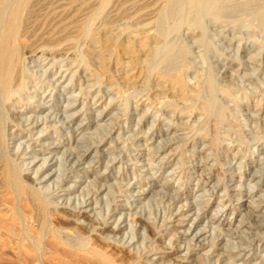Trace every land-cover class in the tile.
I'll return each instance as SVG.
<instances>
[{"label":"rangeland","instance_id":"374dc122","mask_svg":"<svg viewBox=\"0 0 264 264\" xmlns=\"http://www.w3.org/2000/svg\"><path fill=\"white\" fill-rule=\"evenodd\" d=\"M67 1L54 0L51 8L55 6L60 10L62 6L65 10L63 16H66V21L71 19L73 23L75 22L74 24L85 18V21H88L85 22L87 30H93L96 33L102 31L104 23H110L114 19L116 21L113 22L116 26L114 27L115 34L121 41L127 40L126 34L121 33L124 32V29L135 31L139 27V25L136 27L138 22L142 21V19L136 21L129 18L133 13L136 14L134 8L118 13L119 11L113 7L112 3L111 8L109 7L106 11L98 14L94 8L97 7V4L94 6L91 3H94V0H69L68 3ZM129 1L132 3L134 0ZM157 1L151 0L150 4ZM225 1L223 8L219 11L223 12L215 15V13L212 14L209 7L205 6L199 9L190 4L188 0H178L175 14L181 20L180 25L177 28L173 27V18L169 19L171 22L168 20L166 22V25L170 26L167 39L172 41L173 47L164 51V54L155 57L154 61L151 60L147 69H144L142 73L136 66H132L135 69L117 66L113 62L114 60H111L104 70L98 64L97 55L92 54L89 47L90 41L86 40V35L84 40L82 38L84 34L77 33L76 27H73L69 34L70 36L79 34L78 38L75 37L74 42L70 43L64 38L59 41L60 44L63 43L59 47L65 44L66 50L68 49L67 55H71V58L67 55L58 56L53 65L48 62L50 66L44 67L47 62L39 58L44 50V52L50 53L48 48L42 47L45 45H41L45 44L44 41H47L48 37H42L43 39L39 40L38 36H33L35 38L31 37L29 40L32 44L34 43L33 47L37 48L39 53L32 56L33 61L29 60L26 63L24 75L27 78V84H70L63 87L64 89L59 88L53 97H50V93L45 94V100L49 103L42 104V107L36 99H34L35 101L29 100V105L38 109L41 114L48 112L49 106L52 110L63 114L67 95H71L72 92V84L77 85L75 93L79 91V88L86 87L82 98L90 100V103L88 100L87 107L82 111L80 104H73L66 110V114L75 113L70 117L73 127L80 124V127L83 128L82 132L89 136L87 140L76 142L77 134L73 133L75 136L71 142L75 151H73V160L82 157L79 159L82 172L74 174L73 181L77 187L72 189V195L79 194L86 181H91L98 175L106 187L113 185L117 178L123 177L132 180L134 177L138 182L137 186L150 188L139 200L138 207L146 204L144 214L147 217L150 216L152 220L155 219V223L149 228V235H145V239L144 234L139 230L129 232L127 236V239L132 237L135 244L139 243V253L103 240L96 230H92L93 226L89 229L83 225L70 223V220L62 212L57 214L50 209L47 216L46 213L43 215L48 218V221L50 220L47 221L50 226L54 223L55 227L66 230L71 236L83 241L87 240L89 249L95 248L110 257L111 262L108 264H174V257H178L180 253L184 255L185 264H264V21L256 16L253 17L254 12L252 11L260 4L263 5L264 1L260 0L261 3L256 0L258 4L255 0H235L233 3L229 0ZM237 2L239 7L236 5ZM150 4H147L148 7L145 6V8L152 7ZM78 5L81 7L79 8ZM230 5L232 7H229ZM234 5L236 7H233ZM247 6H250V9ZM42 11L35 12L34 19L42 17L43 15L37 16V14H42ZM250 12L251 14H249ZM143 17V21L150 20L149 15ZM145 18L147 20H144ZM150 25V27H154L155 24L151 23ZM181 57L182 59H180ZM176 62L179 65H176ZM177 68L183 69L187 74H185V78L191 87L199 86L200 95L193 101L191 100V103L190 100L186 103L177 90L175 93L170 86L164 82L161 83L158 79L160 71H173ZM68 69L73 71L69 72L66 78L57 74L59 70L65 72ZM58 78L59 80L56 82ZM33 89L31 87V90ZM86 91L87 93L84 94ZM96 93L99 98H102V103H94L93 96ZM59 97H65V99L61 100ZM139 98H144V103H141L142 101L139 103ZM150 99L151 101H148ZM100 113L102 115L98 117ZM10 116H14V119L9 120V129L12 128L16 131L14 136L8 135L9 141H12L11 144H15V141L18 143L20 140L28 141V133L18 130V126L23 124L19 119L21 116L18 112H11ZM1 125H4L3 121ZM1 128L3 127L1 126ZM69 129L66 126L65 131H59L57 127V133L52 131L54 138L57 139L56 144L52 147L43 146L41 142L37 143V146H33L34 152L49 156L53 151L58 157H61L60 151L70 146L69 136L66 135L68 134L66 132H70ZM0 132L2 139L3 129H0ZM100 138L102 139L98 145L97 141ZM126 139V143L123 144ZM76 143L77 149L74 146ZM89 144H93L92 147L90 145V150L86 149ZM255 144L258 145L257 148ZM164 146H167L164 151L166 157L159 162L157 160L158 164L155 162L154 169L145 171L141 168V163L134 164L133 161H126L128 155L136 154L134 149L141 151L142 158L143 156L148 158L151 153L157 152L158 147ZM46 147L49 149L44 150L43 148ZM97 148L98 152L96 153ZM1 156L0 173H3L2 168L5 160ZM114 156L118 159L105 171L106 164L108 165L109 159ZM235 159L237 161H234ZM62 161L64 162L63 159ZM65 164L60 166L61 169H64ZM84 169L86 170L84 171ZM88 169L89 171H87ZM171 170L176 171L174 178L169 175ZM152 174L154 176L150 178ZM253 174L257 179L251 182L249 180ZM3 180L4 174H0V264H107L102 263L96 256L88 252V248L80 249L61 244L55 248L47 245L42 248L36 246L31 240V236H36L38 233L36 225L33 227L35 228L34 232L32 230L30 232L31 236L27 235L25 238L23 225L20 224L19 218L13 220V216L19 209H22L20 212L27 215H31L33 210H29L28 201L18 198L15 191L9 186L6 187ZM197 186H204L205 194L208 195L195 197ZM107 190L108 188L103 192V195ZM111 191L109 193L112 196L109 197H113V200L117 199L116 204L121 202L124 205L126 193H121L124 195L122 196L117 189L112 188ZM12 193L14 194L12 195ZM131 199L133 198L131 197ZM224 203H228V205L224 206ZM219 209L222 214L221 218L220 214H217L216 217L214 213ZM176 211L180 213H176ZM195 214L198 215V219L194 220V223L197 224L195 232L200 231L203 235L196 238L193 237V234H189L184 237L182 234L188 230L190 223H193ZM46 217L45 219H47ZM180 217L182 218L180 219ZM199 219L200 221H198ZM162 220L165 222L162 223ZM212 220H217V222H212ZM51 221L52 223H50ZM180 221L182 223H178ZM175 236L179 240L174 238ZM181 246L183 249L179 250L178 247ZM169 249L172 251L167 253L166 250ZM38 251H42L45 256L39 257ZM153 256L156 258L153 259Z\"/></svg>","mask_w":264,"mask_h":264},{"label":"bare ground","instance_id":"6f19581e","mask_svg":"<svg viewBox=\"0 0 264 264\" xmlns=\"http://www.w3.org/2000/svg\"><path fill=\"white\" fill-rule=\"evenodd\" d=\"M53 1L54 0H0V129H3V137H2L3 141L0 138V155H2L4 157V160H5L4 166L2 165L3 166V168H2L3 173H0V174H4L3 183L6 185V187L7 186L11 187L13 189V191H15L14 193H16L17 197L21 198L22 201H23V199L28 201L27 205H28V207L30 206L29 210H33L32 214L30 212L31 215H27L25 213L20 212V211H22V209L21 210L19 209V211L15 209L16 213H14L13 220H16V218L17 219L19 218L20 224L23 225L22 228L24 229L25 234H26L25 238L27 237V235L31 236V233H30L31 230L34 232V230L36 228L38 233H36V236L32 235L31 240H32V243L38 247L42 248L43 246L47 245L48 247H54L55 248V246H60V244H61V245H67L70 247H75V248H80V249H87L88 245H89V242L87 240L83 241L81 239H77L74 236H71V234H69L66 230L59 228V227H55L56 225H53L54 223L52 224L53 226L49 225L48 222L50 220L48 221V218L46 216H47L48 212L50 211V209H52L57 214H59L60 212L65 214L67 216V218L70 220L69 222L72 224L74 223L76 225H83L84 227H87L89 229L93 226L94 228H92V230L93 229L96 230V233L103 240L111 242L112 244L116 243L117 245L127 247V249L129 248V250L132 252L139 253V251H140V250L138 251L139 243L135 244L133 238L129 236L130 239H127V236L129 234V232H134V231L139 230L142 232V234H144V239H145L146 238L145 235L148 234L149 228H151L152 227L151 225H153L155 223L154 222L155 219L152 220L150 218V216L147 217L144 214L146 206H147L146 204L145 205L142 204L141 206L138 207L139 200L141 199V197L143 195H145V192L147 191V189L149 187L143 188L142 186H137L138 182L134 179V177L132 180L131 179H125L123 177L117 178V180L114 182L113 185H111V186L108 185V187H106L105 183H102L100 181V178L98 177L99 176L98 175V176L94 177L91 181H86L85 186H83V188L81 189L79 194L72 195V193H73L72 189L77 187V184L74 183V181H73V178H75L74 174H76V173L79 174L82 172L81 171L82 169L80 167L81 162L79 160V159H82V157L79 158L78 160H73L74 159L73 153L75 152L74 147H72V144H71V142L74 140V137H75V136H73L74 135L73 133L77 134V137H76L77 141L76 142H78V140H87V139H89V136H88V134L86 135L82 132L83 128L80 127V124L76 127L75 126L73 127V124L70 121V117L72 115L74 116L75 113L74 114H66L67 113L66 110L73 104H80L81 105V107H80L81 111H82V109H85L87 107L89 99L86 100V98H82V93L84 92V89L86 87L85 88H83V87L79 88V91L77 93H75L77 91V88H76L77 85L76 84L71 85L73 87L72 92H71V95H67L68 96L66 98L67 103H65L66 105L63 108L64 109L63 114H60V112L57 110H52L51 106L48 107V109H49L48 112L41 114L38 112V109H35L31 105H29V103H30L29 100L35 101L34 99H36L42 107V104L49 103V101L45 100V96H46L45 94L50 93V97H53V96H55V92L57 90L59 91V88H63V87L65 88V87L69 86L70 84H65V85H63V84H27L28 81H27L26 76L24 75L25 74L24 69L26 67V63H28L29 60L33 61L32 56L38 52V49L33 47L34 43L32 44L31 42H29L31 37L38 36L39 40L43 39L42 37H48L47 41L44 38L45 44H41V45H45L42 47L48 48L50 50V53L48 54L47 52H44L45 51L44 50L43 52H41V55L39 56V58H42L44 62H47L46 64H44V67H45L46 65H48V62H51L50 65H53L58 56L67 55L66 51L68 49L66 50V48L64 46L65 44L63 45L64 47L63 46L59 47V45L63 44V43H61V44L59 43L60 40H63V38H64L66 41L71 43V42L75 41V37L79 36V34H84L82 38H84L86 35V40H89L90 44H91V45L89 44V47L91 48V50L93 52L92 54L95 53L97 55L98 64L104 70H105V68H107V66H108L107 64H109L111 60H114L113 62H115V64L117 66H126L128 68L129 67L132 68V66H136L137 69H139V72L142 73L144 71V69H147L146 67L149 66L151 60L154 61L155 57L161 55L162 53L164 54V51H168L170 48L173 47V45L171 43L172 41L170 42V40L167 39V34L169 32L168 29L170 26L166 25V22H167V20L169 21V19L173 18V22H174L173 27L177 28L178 25H180L181 20H179V16H177L175 14V6L177 5L178 0H159V1L156 0L157 2L154 4H152V2H151L152 7L148 8V9H146L145 6L147 4H150L151 0L150 1L149 0H147V1L134 0V1H132V3L130 1L128 2V0H94V3L91 2L92 5H94V6H95V4H97V7H94V8H96L95 10H96V12H98V14H99V12L101 13V12L106 11L107 9H109V7L111 8L112 3H113V7H115L116 10L119 11L118 13H120L121 11L125 12L128 9H130V10H133V8L135 9L136 14L133 13V15H130L131 17H129V18L135 19L136 21H140L142 19V21L138 22L139 24L136 25V27L139 25L138 29L136 28L137 30L134 29L135 31L131 32L128 28H126V29H124V32H121V33L126 34L127 40H125V41L119 40V37L116 36L115 30H114V27H116V26L114 25L115 23H113L116 21H114V19H113V21H111L112 20L111 19L110 23H104L102 31L100 33L93 32V30L88 31L86 24H85V22H88V21H85V18H84L87 16V14H85L86 16L83 15L84 19H82L81 22H77L76 24H74L75 22L73 23V20H71V19L66 21V16H63L65 14V10L62 8V6H61L60 10L56 9L55 6L51 8V6H52L51 4L53 3ZM68 1H67V3H68ZM89 1H87V2H89ZM188 1L190 4H192L193 6L199 8V9L202 7H205V6L209 7V9L213 12L212 14L215 13V15L217 13L219 14V13L223 12V11L222 12H219V11L221 8H223V5L226 2L225 0H188ZM229 1L233 3L235 0H229ZM257 1H256V3L258 4ZM261 1L263 2L264 0H261ZM251 2H253V1H251ZM260 2H259V4H260ZM54 3H56V2H54ZM81 3H82V1H81ZM64 4H66V3L64 2ZM82 4H84V3H82ZM234 4H236V3H234ZM80 5H78L79 8L81 7ZM231 5H233V4H231ZM231 5L229 7H232ZM236 5L239 7V3ZM253 5H254V3H253ZM146 7H148V6H146ZM233 7H236V6L234 5ZM247 7L250 9V6H247ZM49 8L51 9L50 11H49ZM73 8H74V6H73ZM44 9L46 10V12L43 13V11H45ZM69 9H72V8H69ZM255 9L252 10L254 12L253 17L256 16L260 20L264 21V2H263V5L260 4V6H258ZM40 10H43L41 12L42 14H37V16L43 15L42 17H40L42 19H40L39 17L38 18L36 17L34 19V17H35L34 13L35 12L37 13V11L39 12ZM95 10H93V11L95 12ZM108 11H110V10H108ZM71 12H72V10H71ZM81 14H83V13H81ZM90 14H92V13H90ZM249 14H251V12ZM69 15H70V13H69ZM75 15H77V14H75ZM144 15H149L150 20L149 21H143ZM220 15L223 16V14H220ZM73 17H74V15H73ZM90 18H91V16H90ZM257 18H255L256 21H257ZM144 20H147V19L145 18ZM189 21H188V23L190 24ZM169 22H171V21H169ZM135 23H133V24H135ZM151 23L155 24V25H153L154 27H150ZM87 25H89V23H87ZM155 26H157V27H155ZM73 27L74 28L76 27L77 33L79 32V34H77V35L72 34V36H70L69 35L70 30ZM121 27H122V29L124 28L123 25ZM122 29H120V30H122ZM34 38L35 37H33V39ZM78 40H80V39H78ZM84 40H85V38H84ZM72 44H75V43H72ZM72 44H68V45L71 46ZM69 50H71V49H69ZM88 52H89V50H88ZM47 54L50 56H48ZM67 56H69V55H67ZM69 57H66V58H69ZM94 58H95V60H97L96 57H94ZM180 59H182V57ZM178 60H177V62H179ZM63 61L65 63V60H63ZM177 62H176V65H179V64H177ZM152 64H153V62H152ZM50 65H48V66H50ZM62 66H63V62H62ZM100 66H98V67L100 68ZM109 67H110V65H109ZM178 67H180V66H178ZM52 68H55V67H52ZM181 68H182V66H181ZM181 68H177L173 71H170V70L169 71L168 70L160 71L158 74V79L161 81V83L164 82V84H167L168 86H170L174 92H175V90H177L179 92V94L181 95L182 100H185L186 103L189 100L191 103V100L193 101V99H195L196 97H199L200 89H198L199 86L197 88H196V86H195V88L191 87V85L187 82V80L185 78L186 73H184L183 69H181ZM69 69L65 70V72H61L59 70L57 74H59L60 77H62V78H66L69 75V72L73 71V70L70 71ZM117 69H119V68H117ZM132 69H135V68H132ZM27 70H29V69H27ZM134 73L136 74V72H134ZM48 76H50V75L48 74ZM58 80H59V78L56 79V82ZM196 83H197V81H196ZM90 86H92V85H90ZM31 87L34 88L33 89L34 91L31 90ZM92 88H94V86H92ZM89 90H90V88H89ZM173 91H172V93H173ZM86 93H87V91L84 94H86ZM141 94H145V93H141ZM146 94H147V92H146ZM87 95H89V94H87ZM91 97H92V95H91ZM59 98L61 100H62V98L65 99V97H59ZM145 98H147V97H145ZM143 99L139 98L138 102L142 101L141 103H144ZM93 100H94V103H102V101H103L102 98H99L97 93L93 96ZM110 100H112V99H110ZM148 101H151V99ZM31 103H33V102H31ZM89 103H90V100H89ZM62 106H63V104H62ZM163 109L165 110V108H163ZM11 112H18V114L21 116V118H19V117L18 118L21 119L23 124H22V126L19 125L20 127L18 126V130L28 133V136H27L28 141L20 140V141H18V143H17V141H15L16 142L15 144H11L12 141L11 142L9 141L8 135L14 136L15 132H16L12 128L9 129V127H10L9 126V120L14 119V116H10ZM78 112H80V111L78 110ZM101 115H102V113H100L98 115V117ZM2 121L4 122V125H1ZM15 125L17 126L18 122ZM1 126L3 128H1ZM66 126H68L70 128L69 129L70 132H66V133H68L66 135L69 136L68 139L70 140V144H69L70 146H68L67 148L65 147L64 149H62V151H60L61 157H58V155L56 153H54L53 151H51L49 156H45L44 154H37L34 152L33 146L36 145L37 143H40V142L42 143L43 146L47 145V146L53 147L54 144H56L55 141H57V139L54 138L52 131L57 133V131H58L57 127H58L59 131H65L64 129L66 128ZM100 126H101V124H100ZM100 126H98V127H100ZM119 129L121 130V128H119ZM10 130H11V132H10ZM0 137H1V134H0ZM130 138H131V136H130ZM101 139L102 138H100L97 141L98 145H99V142L101 141ZM184 139H186V138H184ZM118 140H119V138H118ZM126 141H127V139L125 141H123V144H125ZM132 142H133V140H132ZM93 144L87 145L86 149H89L90 145L92 147ZM76 145H77V143L74 145L75 148L77 149ZM162 145H164V144H162ZM257 146L258 145H256V148H257ZM124 147H122V148H124ZM166 147L167 146L158 147L157 152L153 153V154L151 153V156L148 158L147 157L144 158V156L142 158L141 151H139V149L138 150L134 149L135 150L134 152H136V154L132 155V156L128 155L127 156L128 160L126 158L125 159H126V161H129V162L133 161L134 164L141 163L142 164L141 168L144 169L145 171H148V170L154 169L155 162H157V160L159 162L164 157H166V154L164 153V151L166 150ZM43 149L45 150V149H49V148L46 147ZM95 152L96 153L98 152V148L95 150ZM255 152H256V150H255ZM40 156H41V158H40ZM75 156H76V154H75ZM125 156H126V154H125ZM78 157H80V156H78ZM120 157H122V156H120ZM234 157H236V156H234ZM62 159L64 160V162L63 161L61 162ZM116 159H118L116 156L111 157V159H109L110 161H108L109 162L108 165L106 164L107 167H105V171L110 168V165L112 163H114L116 161ZM236 159L234 161H237ZM126 161H125V163H126ZM158 162H157V164H158ZM2 163H3V160H2ZM63 163H66V164H65L64 169L62 168L63 169L62 170L60 166H64ZM67 163H68V165H67ZM237 165H239V164L237 163ZM174 169L176 170V168H174ZM85 170L86 169H84V171ZM175 170H171L169 173V175L172 178H174L176 175ZM87 171H89V169ZM153 176L154 175L152 174L150 176V178H153ZM118 179H120V180H118ZM256 179H257L256 175L253 174L249 181L254 182ZM107 188H108L107 192H105L103 195V192ZM112 188L114 190L117 189L118 193L120 192V194L126 193V195H125L126 198L124 199V201H125L124 205L121 204V202L119 204H116L117 199L113 200V197H109V196H112L109 193L112 190ZM213 188H216V186H213ZM113 192H115V191H113ZM14 193H12V195ZM164 193H165V191H164ZM206 194H205L204 186L203 187H198V186L196 187L195 197L205 196ZM121 195L124 196L123 194H121ZM131 197L133 199H131ZM21 199L19 201L20 203H21ZM119 200H121V199H119ZM119 200H118V202H119ZM239 200H240V198H239ZM17 202H18V200H17ZM19 202H18V204H19ZM148 203H150V202H148ZM191 203H193V202H191ZM227 205H228V203H224V206H227ZM122 206H124V207H122ZM148 208H151V207H148ZM220 211L221 210L219 209L216 212H214L216 214V217L218 216L217 214H220L219 217L221 218L222 214ZM177 212L178 211H176V213ZM45 213H46L45 217L47 219H45V217L43 216V215H45ZM178 213H180V212H178ZM180 216H181V214H180ZM188 216H190V214ZM188 216H186V217H188ZM182 217H180V219ZM193 217H194L192 220L193 223L192 224L190 223V225H189L190 227L188 228V230H186V232L184 234H182V235H184V237L189 235V234H193L194 235L193 237H196V238H197V236L202 237V235H203L202 232H200V231L195 232L197 224L194 223L195 222L194 220H196V218L198 219V215L193 216ZM216 217L214 216V218H216ZM178 218H179V216H178ZM174 220H176V219H174ZM64 221H66V219ZM198 221H200V219ZM214 221L217 222V220H214ZM214 221L212 220V222H214ZM219 221H221V220H219ZM164 222L162 220V223H164ZM169 222L171 223L170 220H169ZM50 223H52V221ZM64 223H66V222H64ZM178 223H182V222L180 221ZM20 224H18V225H20ZM10 225H12V224H10ZM34 225H36L35 228H33ZM176 225H177V222H176ZM166 226H167V224H166ZM170 226H171V224H170ZM20 228H21V226H20ZM20 231H21V229H20ZM155 237H157V236H155ZM174 238H177V236H175ZM167 242L169 243L170 241H167ZM178 248H179V250L183 249L182 246L178 247ZM66 249H68V248H66ZM171 249H172V247H171ZM171 249L166 250L167 253H170ZM87 251L90 252L91 254H93L94 256H96L97 259L99 261H101L102 263L105 262L108 264L111 262L110 257L104 255L103 253H101L99 250H97L95 248H90V249L88 248ZM38 252H39L38 255L40 254L39 257L40 256L43 257L44 253L42 251H38ZM68 252H70V250H68ZM76 254H73V255H76ZM181 254L182 253H180L178 257H174V261H173L174 264H185V261L183 258L184 255H181ZM186 254H188V253H186ZM155 258L153 256V259H155ZM147 259H148V257H147ZM151 260H149V261H151Z\"/></svg>","mask_w":264,"mask_h":264}]
</instances>
